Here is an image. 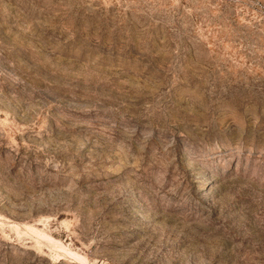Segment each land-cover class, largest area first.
Segmentation results:
<instances>
[{"label":"rangeland","instance_id":"rangeland-1","mask_svg":"<svg viewBox=\"0 0 264 264\" xmlns=\"http://www.w3.org/2000/svg\"><path fill=\"white\" fill-rule=\"evenodd\" d=\"M0 264H264V0H0Z\"/></svg>","mask_w":264,"mask_h":264}]
</instances>
